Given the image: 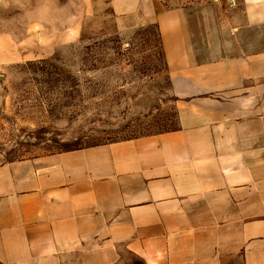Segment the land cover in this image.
<instances>
[{
  "label": "crops",
  "instance_id": "crops-1",
  "mask_svg": "<svg viewBox=\"0 0 264 264\" xmlns=\"http://www.w3.org/2000/svg\"><path fill=\"white\" fill-rule=\"evenodd\" d=\"M106 1L157 26L177 82L257 91L264 0ZM250 98L190 103L173 131L0 165V264H264V110Z\"/></svg>",
  "mask_w": 264,
  "mask_h": 264
},
{
  "label": "rangeland",
  "instance_id": "rangeland-1",
  "mask_svg": "<svg viewBox=\"0 0 264 264\" xmlns=\"http://www.w3.org/2000/svg\"><path fill=\"white\" fill-rule=\"evenodd\" d=\"M212 1L155 0L157 10ZM159 34L106 0H0V165L173 131L199 101L222 109L252 95L264 110V76L256 92L177 82Z\"/></svg>",
  "mask_w": 264,
  "mask_h": 264
},
{
  "label": "trees",
  "instance_id": "trees-1",
  "mask_svg": "<svg viewBox=\"0 0 264 264\" xmlns=\"http://www.w3.org/2000/svg\"><path fill=\"white\" fill-rule=\"evenodd\" d=\"M159 39H160V44H162L160 34H159ZM163 56H164V55H163ZM164 58H165V56H164Z\"/></svg>",
  "mask_w": 264,
  "mask_h": 264
}]
</instances>
